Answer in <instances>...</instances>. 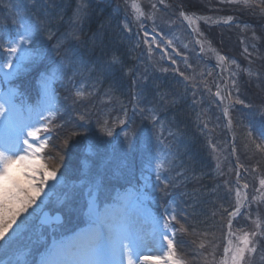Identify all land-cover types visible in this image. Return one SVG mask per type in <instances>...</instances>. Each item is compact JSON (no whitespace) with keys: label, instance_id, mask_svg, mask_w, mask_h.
<instances>
[{"label":"snow or ice","instance_id":"6c2138e0","mask_svg":"<svg viewBox=\"0 0 264 264\" xmlns=\"http://www.w3.org/2000/svg\"><path fill=\"white\" fill-rule=\"evenodd\" d=\"M222 2H224V0H222ZM227 2L235 3L237 0H227ZM161 3H163V0H161ZM244 3L247 4L248 0H244ZM152 7L155 8L156 5H152ZM79 11L78 8V13ZM140 15L142 16L143 13L141 12ZM19 28L21 31L18 39L10 41L8 47L5 49L8 53V60L7 63H0V70L3 68L15 70L19 65H14L12 58L17 56V54H19L20 61L26 60L30 57V50L27 45L33 42L34 34L38 29L35 25L27 22L23 18H21ZM155 31V29L152 30L153 34H151V36L147 30L144 31V43L149 44V52L152 50V44H155L157 48H160L161 46L160 43L157 42V36L154 34ZM171 43L172 42L169 40L167 42L168 46H171ZM69 63L74 64L75 62L69 60ZM172 63L174 64L175 60H172ZM58 71H62V66L58 68ZM10 74L11 73H5V75ZM77 74H80L79 70L74 68L73 75ZM180 74L183 75L182 72ZM69 79L72 78L69 77ZM185 79H187V77H185ZM232 84L235 85V80L232 81ZM75 95L77 98H83L85 92L77 89ZM215 95L220 97L221 102H223L224 97L221 96L219 90H217ZM227 95L231 96L232 93L228 92ZM235 103L243 104L244 102L237 99ZM10 111L11 109L5 108L4 103H0V117L7 118ZM225 115H228L227 109H225ZM53 116L54 114L51 110H49L48 116L42 115L40 120L43 123L40 127H33L31 131H27V138L24 135L25 128L21 127L17 129L14 140L9 141L6 139L3 143H0V242L6 243V236L11 239L9 234L11 233L12 235H15L18 232L21 226L25 224L28 217L26 216L19 224L17 223L18 218L22 213H27L28 216L33 215L35 212L33 206L35 205L36 207H39L37 204V198L44 192L45 187L49 186V179H56V170L49 171L45 165L39 163L43 159L41 153L48 146V140H50V137H41L39 132L41 128L45 131L48 130L49 125L52 123L50 117ZM80 118L83 119V116ZM156 119L157 118L153 116V120L155 121ZM120 123L123 124L124 121L121 120ZM229 123H231V120H229ZM105 124H107V121H105ZM107 135L112 136V131H108ZM249 136H251V131L249 132ZM258 136L264 138V131L259 132ZM41 140H43L44 143H40ZM65 144H67V141H65ZM256 147L261 151H264V147L261 145H256ZM38 165L40 168H43V177L40 181V187H35L30 178L25 185L14 175V170L19 166L20 171L24 175L31 173L32 176H35ZM163 166L164 162L157 158L155 170L156 179L158 181L161 180L160 171ZM237 176L239 177V173H237ZM259 184L261 187H264V179H260ZM248 187L249 185L247 183L243 185L244 189H247ZM236 195L239 196V190H237ZM30 208H33V212H29ZM90 212L96 214L99 230L102 231L104 228V222L101 218L100 212L95 208L94 203L90 205ZM225 212H227V215L230 218L227 227L229 229V235H231L232 218L240 215L239 204L237 203V207L233 211L225 209ZM173 222L179 223L174 213H167L162 220L157 221V224L160 227V236L163 241H166V245L163 247L166 248L167 251L162 256H144V260L154 259L157 261V264H183V261L176 258L177 250L176 244L174 243L175 229L173 227ZM180 230L187 231L183 225H181ZM169 232L172 233L171 238L167 234ZM256 236L257 233L255 232L251 234V237L248 233H245L241 241L243 246L236 247L235 249L232 248V241L229 240V246L225 247L224 259L220 264H244L246 252L255 253L257 251L256 244L258 241H254L253 239ZM203 246L204 245L201 244L200 247ZM133 252V242L129 237V229L127 226L121 224L120 234L111 241L110 245L101 243L100 238L94 235L84 242L78 253L71 252L65 248L54 249L52 258L47 261L46 264H124L125 258L127 259V264H133ZM229 253H231V255H229ZM102 256H110L113 257V259L102 260L99 258Z\"/></svg>","mask_w":264,"mask_h":264},{"label":"trees","instance_id":"16d2710c","mask_svg":"<svg viewBox=\"0 0 264 264\" xmlns=\"http://www.w3.org/2000/svg\"><path fill=\"white\" fill-rule=\"evenodd\" d=\"M25 1V0H24ZM38 2L46 5L45 7H49V10L45 12L48 20H45L43 23V32L41 34V40L43 43L47 40L52 41L53 37L56 36V39L61 37L63 33V28L67 26L69 23L77 20H86L84 22H77L67 27L66 36L69 38L71 43H79V46H72L69 43H66V48H64L65 53L68 51L69 60L74 61V64H77L81 67L82 70L88 71L89 67L94 65L93 63H97L101 65L103 69H105L103 64L104 58H113L115 55L128 58L127 53H122V51H118V45L112 43L111 39L106 34V27L109 23H111V16H107L105 13L101 14V12L97 9L94 13H91V10L86 8L83 9L82 6L75 3V0H37ZM47 1V2H44ZM176 4L175 2V10L180 15L184 9L189 8L190 11H200V13H204L211 6H214V1L205 0L201 6H195V3H192L191 0H178ZM79 8V13H78ZM183 9V10H182ZM87 11V12H86ZM240 16L244 19L245 23L252 25L254 29H257V37L260 39L258 46L264 50V15H256L252 12L251 9H240L238 11ZM39 17H43V15L35 13ZM56 27L61 28L59 30L55 29ZM52 37V38H49ZM220 34L215 33L213 35V39L217 41L220 39ZM214 44L216 45V42ZM220 41V40H218ZM68 60V62H69ZM256 64L260 67V69L264 68V63L260 61H256ZM262 67V68H261ZM261 75H263V70H259ZM259 83V82H258ZM118 85V84H116ZM260 86L264 85L260 83ZM135 91H140V89H135ZM147 92V91H146ZM119 93H121L119 91ZM148 93V92H147ZM146 97H149L147 94ZM264 93L260 95V98L263 100ZM264 122V118H263ZM184 121L178 120L176 128V120L169 122V125L176 129V131L180 133H188V129L182 127ZM174 129V130H175ZM236 129V128H235ZM241 137L244 139V135ZM195 172L193 169H186L187 177H195L194 174H199V172L204 171V165L195 166ZM217 219L214 218V221Z\"/></svg>","mask_w":264,"mask_h":264},{"label":"rangeland","instance_id":"374dc122","mask_svg":"<svg viewBox=\"0 0 264 264\" xmlns=\"http://www.w3.org/2000/svg\"><path fill=\"white\" fill-rule=\"evenodd\" d=\"M242 1H244V0H237V2L238 3H242ZM224 2H227V0H224ZM237 2H235V3H237ZM138 11H140V9L138 8ZM157 41H158V39H157ZM163 46H162V48H157L156 47V45L155 44H152L151 45V52H149V47H148V50L145 52V56L146 57H148V56H151L153 59H157L159 56H158V54L159 53H162L163 52ZM159 50V51H158ZM158 53V54H157ZM207 53L209 54V55H212V54H214L213 52L211 53L210 52V50L208 49L207 50ZM164 55V54H163ZM173 54H172V52H171V50H169L168 52H167V56L166 57H173L172 56ZM177 56V55H176ZM15 59H14V61L16 60V58L19 60V54H17V56H15L14 57ZM221 58V57H220ZM217 60H219L220 62H222L219 58H217ZM20 61V60H19ZM30 60L29 59H27L26 60V62L24 63V64H27L28 62H29ZM8 72H13V70L12 69H8ZM261 84H264V81H261ZM42 92H43V94H46L47 92H48V94L49 95H51V85H46L45 87H43V89H42ZM215 117V116H214ZM217 124L219 123L218 121L216 122ZM17 129H19V128H17ZM32 130V128L31 129H29L28 131H31ZM25 133L27 134V131H25ZM69 142H70V139L67 141V144H64V147L65 146H67V145H69ZM51 154H53V153H51ZM14 175L18 178V179H21V176H20V173L18 172V171H16L15 173H14ZM29 212H30V210H29ZM31 216H29L28 218H27V220H26V222H25V224L24 225H22L21 227H23V226H27L28 225V221L30 222V220H29V218H30ZM37 217V215L35 214V215H33L32 216V219H35ZM21 220H24V217H22L21 219H18L17 220V223L19 224L20 223V221ZM22 229V228H21ZM213 246H214V248H216L217 246H218V243L217 242H213ZM236 247H242V243H241V241H237V242H235V244L233 245V249H235ZM194 252L198 255L197 257L198 258H201V259H204V261H206L207 263H208V261L210 260V259H212V257L211 256H204V255H206V254H203V252L200 250V249H194ZM215 254V253H214ZM229 255H231V253H229Z\"/></svg>","mask_w":264,"mask_h":264},{"label":"bare ground","instance_id":"6f19581e","mask_svg":"<svg viewBox=\"0 0 264 264\" xmlns=\"http://www.w3.org/2000/svg\"><path fill=\"white\" fill-rule=\"evenodd\" d=\"M41 170V169H40ZM42 171V170H41Z\"/></svg>","mask_w":264,"mask_h":264}]
</instances>
